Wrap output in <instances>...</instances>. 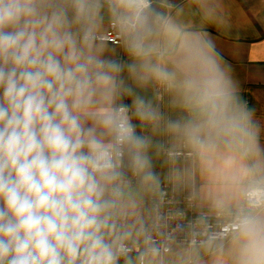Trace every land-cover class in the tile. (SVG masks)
<instances>
[{
    "label": "clouds",
    "instance_id": "9594fccd",
    "mask_svg": "<svg viewBox=\"0 0 264 264\" xmlns=\"http://www.w3.org/2000/svg\"><path fill=\"white\" fill-rule=\"evenodd\" d=\"M222 0H0V264H264V115Z\"/></svg>",
    "mask_w": 264,
    "mask_h": 264
},
{
    "label": "crops",
    "instance_id": "0c3cea01",
    "mask_svg": "<svg viewBox=\"0 0 264 264\" xmlns=\"http://www.w3.org/2000/svg\"><path fill=\"white\" fill-rule=\"evenodd\" d=\"M226 24L209 27L245 98L264 115V0H222Z\"/></svg>",
    "mask_w": 264,
    "mask_h": 264
}]
</instances>
